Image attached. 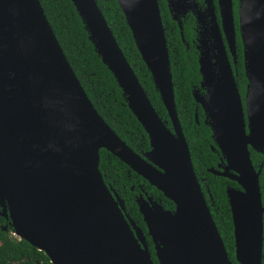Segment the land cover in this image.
I'll use <instances>...</instances> for the list:
<instances>
[{
    "label": "water",
    "instance_id": "water-1",
    "mask_svg": "<svg viewBox=\"0 0 264 264\" xmlns=\"http://www.w3.org/2000/svg\"><path fill=\"white\" fill-rule=\"evenodd\" d=\"M95 53L113 75L149 139L136 154L102 119L67 61L39 0H0V216L14 236L42 251L51 264H154L142 231L123 200L103 181L104 149L174 205L152 197L136 203L158 264H233L193 170L174 104L170 61L158 0H116L170 120L156 113L96 0H70ZM181 40L186 0H165ZM208 39H197L202 88L193 92L222 156L208 172L226 178L235 260L262 264L264 206L249 147L264 153V0H238V30L247 79L244 103L235 82L236 28L232 0H217ZM210 13V12H209ZM200 33L201 13H194ZM202 37V36H201ZM81 106L119 144L91 155L78 126ZM195 118L197 116L195 115ZM197 120V119H196ZM136 163V166L132 165ZM147 172L149 177L141 170ZM158 174L177 189L155 185Z\"/></svg>",
    "mask_w": 264,
    "mask_h": 264
},
{
    "label": "trees",
    "instance_id": "trees-1",
    "mask_svg": "<svg viewBox=\"0 0 264 264\" xmlns=\"http://www.w3.org/2000/svg\"><path fill=\"white\" fill-rule=\"evenodd\" d=\"M232 1L237 32V65L234 68V74L239 93L243 98L247 79L237 25L238 0ZM39 2L67 61L95 110L126 145L136 154L143 156L150 150L148 136L128 108L113 75L95 53L72 2L70 0H39ZM96 3L153 108L171 129L169 117L151 74L135 46L131 31L116 0H96ZM158 5L167 41L175 110L187 142L193 170L227 255L233 264H238L235 260L233 222L226 188L228 186L240 188L236 183L208 172L209 168L217 169L222 156L212 139L209 126L205 124L203 110L193 97V92L201 89L199 52L196 48L197 27L194 18L191 15H185L182 19L183 42L177 23L171 19L166 1L158 0ZM250 159L256 170L262 164L258 183L264 198V154L250 150ZM98 168L104 183L123 200L125 214L142 231L151 259L154 264H158L154 245L135 200L138 195L146 194L170 211L175 208L173 203L104 149L99 151ZM13 234L14 231L9 222L0 216V264H51L42 251L16 238ZM262 264H264V235Z\"/></svg>",
    "mask_w": 264,
    "mask_h": 264
},
{
    "label": "bare ground",
    "instance_id": "bare-ground-1",
    "mask_svg": "<svg viewBox=\"0 0 264 264\" xmlns=\"http://www.w3.org/2000/svg\"><path fill=\"white\" fill-rule=\"evenodd\" d=\"M86 113L87 109L85 108V106H81L77 119L79 122V130L81 131L87 151L92 155L95 149L99 146H106L115 150L120 149L119 144L113 139V137H111V135H109V133L104 128L102 129L100 126H98L97 122L91 123L90 121L85 119ZM132 165L140 168L134 162H132ZM141 171L149 177L147 172H144L143 170ZM151 181L155 185H158L159 187L165 189L168 194L171 188L177 189L175 182L168 181L158 174H156L155 177H152Z\"/></svg>",
    "mask_w": 264,
    "mask_h": 264
},
{
    "label": "flooded vegetation",
    "instance_id": "flooded-vegetation-1",
    "mask_svg": "<svg viewBox=\"0 0 264 264\" xmlns=\"http://www.w3.org/2000/svg\"><path fill=\"white\" fill-rule=\"evenodd\" d=\"M186 2H187V4H189L191 9H189V11L185 15H191L194 18L195 25L197 27L196 28L197 36L199 33V28H198V24L196 22V18H195L194 13H198V12L201 13L200 19H201V23L203 24V26H204V23L207 21V16L209 15V12H210V14H213L215 16L217 24L219 26L221 25L217 0H186ZM185 15H184V17H185ZM182 19H181V21H182ZM174 22H176V21H174ZM237 25H238V20H237ZM235 28H236V23H235ZM238 32H239V30H238ZM236 35H237V32H236ZM235 82H236V76H235ZM247 84H248V82H247ZM246 87H247V85H246ZM198 92L201 96L206 95V89L205 88L201 87L200 91L198 90ZM245 93H246V89H245ZM244 97H245V94H244ZM244 97L243 98L241 97L243 100V103H244ZM199 107H200V105H199ZM250 150H252V149L249 147V151ZM252 151H254V150H252ZM259 154H261V153H259ZM263 154L264 153H262L261 155H263ZM260 167L262 168V164L259 165V168ZM262 201H263V206H264V198H262ZM263 222H264V215H263Z\"/></svg>",
    "mask_w": 264,
    "mask_h": 264
},
{
    "label": "rangeland",
    "instance_id": "rangeland-1",
    "mask_svg": "<svg viewBox=\"0 0 264 264\" xmlns=\"http://www.w3.org/2000/svg\"><path fill=\"white\" fill-rule=\"evenodd\" d=\"M210 20L211 19H210V13H209V15L207 16V21L204 23V26H202V29L200 31V33H202V31H205V33L204 34H201L202 37L201 36L200 37L198 36V38H200L202 40H204V38L205 39H208V35L206 33H207L208 29L211 27ZM143 196L145 197V195H143ZM13 236H14V234H13Z\"/></svg>",
    "mask_w": 264,
    "mask_h": 264
}]
</instances>
